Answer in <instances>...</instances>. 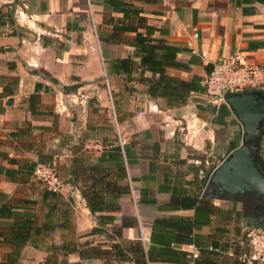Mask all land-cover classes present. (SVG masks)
Returning a JSON list of instances; mask_svg holds the SVG:
<instances>
[{"label": "crops", "instance_id": "1", "mask_svg": "<svg viewBox=\"0 0 264 264\" xmlns=\"http://www.w3.org/2000/svg\"><path fill=\"white\" fill-rule=\"evenodd\" d=\"M145 26L181 48L177 60L186 67H167L169 76L199 77L202 85L221 59L264 67V0H0V192L7 196L0 205L10 199L38 229L18 263L44 264L46 248L63 242L140 241L147 249L164 245V233L178 250L217 244L214 262L241 264L233 249L241 238L233 221L240 202L205 192L210 174L241 143L231 144L228 134L216 139L215 129L225 126L215 121L218 108L200 91L170 106L150 97L146 78L153 74L138 65L130 80L110 72L116 59L139 62L132 39ZM228 109L224 120L240 126L242 141V125ZM259 153L264 165V134ZM39 162L54 163L61 180L72 183L48 191L33 174ZM90 191L119 209L92 213L83 193ZM203 208L208 223H193ZM100 214L114 220L91 234ZM156 219L166 226L151 240ZM11 222L0 217V262L12 250ZM66 259L134 264L76 253ZM162 260L153 263L179 264Z\"/></svg>", "mask_w": 264, "mask_h": 264}, {"label": "trees", "instance_id": "2", "mask_svg": "<svg viewBox=\"0 0 264 264\" xmlns=\"http://www.w3.org/2000/svg\"><path fill=\"white\" fill-rule=\"evenodd\" d=\"M136 32L134 38L132 39V45L135 47L134 57L139 58V62L136 63L131 57L116 59L114 60V70L111 73H123L127 80L132 79V74L136 71V66L143 67L144 69L150 71L153 76L146 78L148 84L147 93L150 97H162L166 99V105L170 106L174 104V100H184L188 96L190 91H200L204 90V86L200 83L199 77H193L190 80H182L177 77L169 76L166 73L167 67H186L180 61L177 60V54L180 49L177 46L166 43L164 40L159 38H154L151 36L152 30L149 26H145L144 31L134 30ZM212 64L208 67L207 72L211 69ZM157 75V77H155ZM218 116L215 117V121L219 124H226L224 117L229 114V109L226 104H220L218 107ZM3 170L0 167V172ZM96 172L99 171V167H94ZM94 171V172H95ZM207 179V177H206ZM99 178L94 179V184L98 183ZM84 197L87 201L90 211H117L119 205L110 201H103L98 196V192L90 191L83 192ZM6 194L0 192V199L4 200ZM10 199L5 200L0 205V217L12 219L11 222V232L10 241L12 243V250L8 253L5 261H1L0 264H20L18 263V257L20 254V248L24 245L29 237L32 230L36 233L38 229L33 227L34 221L30 217H24L23 214L14 212L13 207L10 205ZM204 212L203 219H198L197 216L194 218V222L199 221L200 223H208L209 219L206 214L207 209H202ZM99 225L91 229V234L105 232L103 228L105 225L112 223L114 216L109 214H100L97 216ZM256 222L259 226L264 227L263 222ZM125 226L126 223L123 222ZM166 226V222L160 219L154 220L153 229L150 235L151 240H155V229L160 230ZM189 228L188 226L180 227L177 229H182L183 231ZM264 229V228H263ZM190 230V229H189ZM119 238L120 231L114 232ZM158 238L161 240L165 239V244L161 246H149L147 249L142 245L140 241H134L129 245L121 243L119 241H114L110 247H102L103 244L88 245V242H63L62 244L56 246H50L47 249L48 257L44 260V264H70L68 263L66 256L70 253H76L80 258H92L99 257L104 258L106 261L114 256L115 259L121 262L132 261L134 264H154L157 259H163L161 262H175L179 264H217L211 258L210 254L221 253L215 251L218 248L217 244H212L209 246H197L199 250V255L194 259H190L187 256V251L178 250L169 245L170 237L168 238L164 233H160ZM174 240H181L179 234L174 233ZM242 240H245L243 234ZM234 242V254L236 260L244 264L238 259V254L244 249V246L240 245L239 242ZM188 241L189 239H182ZM58 256L61 258L58 259ZM107 263V262H106ZM76 264V263H75Z\"/></svg>", "mask_w": 264, "mask_h": 264}, {"label": "water", "instance_id": "3", "mask_svg": "<svg viewBox=\"0 0 264 264\" xmlns=\"http://www.w3.org/2000/svg\"><path fill=\"white\" fill-rule=\"evenodd\" d=\"M225 104L242 125V141L210 174L206 194L221 200H239L247 193L264 199V171L259 153L264 134V91H227ZM64 184L72 183L65 180Z\"/></svg>", "mask_w": 264, "mask_h": 264}, {"label": "built area", "instance_id": "4", "mask_svg": "<svg viewBox=\"0 0 264 264\" xmlns=\"http://www.w3.org/2000/svg\"><path fill=\"white\" fill-rule=\"evenodd\" d=\"M194 36L197 37V33ZM202 85L203 99L213 106H219L225 104L224 96L227 91L264 89V67L248 65L236 59H221L212 64ZM33 174L48 191L61 192L64 183L54 164L39 162L34 166ZM141 238L144 239L143 236ZM239 244L244 246L238 254L240 261L244 264H264V229L249 227L245 232V240L241 239ZM198 255V248L190 245L188 258L194 259Z\"/></svg>", "mask_w": 264, "mask_h": 264}, {"label": "rangeland", "instance_id": "5", "mask_svg": "<svg viewBox=\"0 0 264 264\" xmlns=\"http://www.w3.org/2000/svg\"><path fill=\"white\" fill-rule=\"evenodd\" d=\"M215 107H218V106H215ZM235 125H236V122H235ZM233 126H234V122L229 121V123L225 124L224 127L223 126L217 127L215 129L216 139L220 141L225 134H228V135L235 137V139L230 140L231 144L240 143L241 142L240 126L237 125V128L236 127L233 128ZM235 214L236 215L233 221H234L235 226L241 230V238L243 234L245 236V232L248 230L249 227H260L262 229L264 228L263 226H259L256 222H254L253 221L255 220L254 218L246 215V214H249V211H246L245 207L241 203L236 205ZM60 258L61 257H59V259Z\"/></svg>", "mask_w": 264, "mask_h": 264}, {"label": "flooded vegetation", "instance_id": "6", "mask_svg": "<svg viewBox=\"0 0 264 264\" xmlns=\"http://www.w3.org/2000/svg\"><path fill=\"white\" fill-rule=\"evenodd\" d=\"M264 91L263 89H259ZM261 169L264 171V165L261 164ZM239 202L245 207L249 217L254 218L257 222L264 223V199H256L254 194L247 193L245 196L240 197ZM248 217V218H249Z\"/></svg>", "mask_w": 264, "mask_h": 264}]
</instances>
